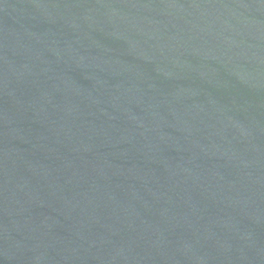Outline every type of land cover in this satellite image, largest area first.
Listing matches in <instances>:
<instances>
[{"label": "water", "instance_id": "95a60500", "mask_svg": "<svg viewBox=\"0 0 264 264\" xmlns=\"http://www.w3.org/2000/svg\"><path fill=\"white\" fill-rule=\"evenodd\" d=\"M0 264H264V0H0Z\"/></svg>", "mask_w": 264, "mask_h": 264}]
</instances>
